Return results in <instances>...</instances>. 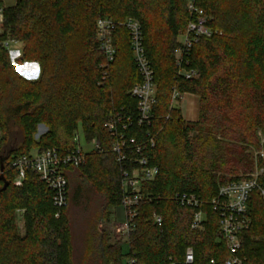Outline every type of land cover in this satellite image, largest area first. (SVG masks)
<instances>
[{"label": "trees", "instance_id": "1", "mask_svg": "<svg viewBox=\"0 0 264 264\" xmlns=\"http://www.w3.org/2000/svg\"><path fill=\"white\" fill-rule=\"evenodd\" d=\"M196 6L211 35L186 55L183 70L194 72L189 79L178 75L175 59L177 37L190 21L185 0H14L6 8L0 41L20 43L19 63L37 65L39 75L22 77L0 47V264H120L127 255L139 264H184L187 248L192 264H224L228 252L211 201L221 186L260 171L264 191V0H196ZM99 18L116 24L111 63L99 51ZM127 19L141 27L156 90L150 124L133 122L128 135L138 143L154 140L141 156L157 174L141 185L144 200L130 232L111 242L97 224H109L121 203L122 166L104 124L116 113L136 117L130 90L140 82L127 31L118 25ZM187 93L199 100L194 123L179 107ZM78 128L100 150L66 171L67 206L55 218L50 190L33 171L15 187L11 164L33 148L72 149ZM184 194L200 202L197 230L193 210L177 201ZM248 205L251 225L239 255L245 264H264V196L254 191ZM77 220L91 225L79 254Z\"/></svg>", "mask_w": 264, "mask_h": 264}, {"label": "built area", "instance_id": "2", "mask_svg": "<svg viewBox=\"0 0 264 264\" xmlns=\"http://www.w3.org/2000/svg\"><path fill=\"white\" fill-rule=\"evenodd\" d=\"M6 1L8 0H0V35H2L4 30ZM185 9L190 16V21L180 36L175 59L178 75H183L186 79H189L194 76V72L183 70L185 57L200 37H209L211 32L206 27V17L203 11L196 6V0H185ZM118 25L125 28L129 34L130 51L140 76V82L135 84L130 90V95L136 100V117H125L116 113L110 116L104 124L106 132L113 139L111 152L115 156L116 162L122 166L121 189L123 197L120 207L123 212V220L119 223L116 222V233L123 237L132 229V221L136 217L137 208L144 200V195L141 193V185L144 182L153 180L157 174V168L149 167L147 159L141 156L147 148L154 147V140L149 137L145 143H138L136 136L131 137L128 135L129 128L133 122H136L138 126L150 124L156 90L154 72L145 55L139 23L135 20L127 19ZM115 26L116 24L108 18H99L96 22L99 51L105 56L107 63H111L115 55V49L112 45V35ZM12 44L14 46L19 43L10 39L0 41V47L8 53L11 64L18 70L19 74L30 80L36 79L39 75L38 66L29 63L20 64L22 47L19 49L14 48ZM25 66L30 67L26 69ZM22 67L23 69H21ZM178 97L176 93H173L172 104H177L176 98ZM74 142L75 145L72 149L53 147L42 151L38 150L35 157H32L29 153L16 158L11 164L17 173L14 181L15 187H21L27 172L33 171L38 176L39 181L44 183L50 190L52 205L55 209V218H58L61 211L67 206L66 171L70 168L80 167L84 163L87 153L100 150V146L95 140L85 142L82 145L77 134L74 136ZM260 173L261 171L255 172L251 177L221 186L217 196L210 203L212 210L218 215L219 237L224 242L228 252L224 264H245L244 258L239 255L242 244L241 235L251 225L248 205L251 194L254 191H259L264 196V191L258 184ZM176 198L181 206L193 210L191 229H199L203 220V213L199 210L197 211L200 207L197 197L184 194ZM20 214H22V211ZM154 222L159 226L161 218L154 216ZM193 260V251L191 248H187L184 264H192ZM212 263L213 261H211ZM120 264L139 263L135 258L127 255L122 257Z\"/></svg>", "mask_w": 264, "mask_h": 264}, {"label": "rangeland", "instance_id": "3", "mask_svg": "<svg viewBox=\"0 0 264 264\" xmlns=\"http://www.w3.org/2000/svg\"><path fill=\"white\" fill-rule=\"evenodd\" d=\"M13 2H14V0H8V1H6L7 7L13 5ZM181 34L182 33H180L178 35V37H177V43L180 41ZM127 36H128V40H129V34H128V32H127ZM12 46H13V44H12ZM13 47L19 49L22 46L19 43L17 45H14ZM29 67L25 66L26 69H28ZM21 69H23V67ZM16 71L18 72L17 69H16ZM39 130L40 131H43V127H40ZM77 136L79 137L80 142L83 145L85 143V139H84V134H83L81 128H78V130H77ZM86 147H88V145H86ZM37 151H38L37 148L31 149L30 150V155L32 157H35ZM252 175L249 174V175H247L244 178L251 177ZM90 209L94 210V207L92 206ZM89 212H91V210H89ZM112 212H113V216H112V220H111V222L109 224H107V223H99V224H97L98 229L102 228V229H107V231H109L110 238H111L110 241L111 242L122 239V236H120V234L116 233V227H117V223H119V222H121L123 220V212H122V208L120 207V205L117 206L116 208H114ZM115 218H116V221H115ZM90 226L91 225H90V221L89 220H87L86 223H84L83 225L80 224V222H78V220L73 223V239H74V243H76L75 246H76V253L77 254H79L81 252V249L84 246L83 241L87 238V236L89 234V231H91L90 230ZM17 227L19 228L20 232H23V220H22V216H21L20 212L18 213Z\"/></svg>", "mask_w": 264, "mask_h": 264}, {"label": "crops", "instance_id": "4", "mask_svg": "<svg viewBox=\"0 0 264 264\" xmlns=\"http://www.w3.org/2000/svg\"><path fill=\"white\" fill-rule=\"evenodd\" d=\"M179 107L182 118L189 123H194L199 117V100L193 94H184L180 97ZM116 221V218H115Z\"/></svg>", "mask_w": 264, "mask_h": 264}]
</instances>
